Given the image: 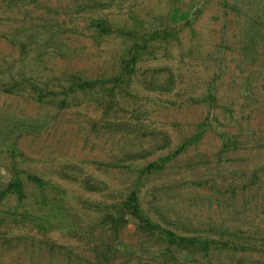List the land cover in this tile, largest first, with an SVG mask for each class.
Returning <instances> with one entry per match:
<instances>
[{
  "label": "rangeland",
  "instance_id": "rangeland-1",
  "mask_svg": "<svg viewBox=\"0 0 264 264\" xmlns=\"http://www.w3.org/2000/svg\"><path fill=\"white\" fill-rule=\"evenodd\" d=\"M164 24L122 75L123 31ZM138 179L151 222L225 246L101 222ZM0 264H264V0H0Z\"/></svg>",
  "mask_w": 264,
  "mask_h": 264
},
{
  "label": "trees",
  "instance_id": "trees-1",
  "mask_svg": "<svg viewBox=\"0 0 264 264\" xmlns=\"http://www.w3.org/2000/svg\"><path fill=\"white\" fill-rule=\"evenodd\" d=\"M95 24L100 30H108L106 21L95 20ZM174 25L156 27L147 31L132 27L129 30L123 31V35L130 39V42L126 48V55L121 60V74L129 77L132 72L134 63L140 58V56L153 49H165L167 44L175 38L176 32L174 31ZM98 83L97 80H84L77 78L76 81L71 83V86L76 88H91ZM7 92H11V87L4 89ZM195 138V137H193ZM190 139L188 142H190ZM187 142V143H188ZM160 165L151 163L148 165V169L157 168ZM19 181H14L10 186H19ZM140 179L135 181L130 187L126 196L113 203L104 210L101 217V222L109 223L111 227L115 229L116 226L122 225L126 222L125 215H129L136 219L144 229H157L170 245H174L176 248H195L206 252L210 248L219 246H225L221 242H217L214 239H210L204 235H193V236H182L177 235L173 231L158 227L156 224L151 222L147 217L142 214L138 201V189L140 187Z\"/></svg>",
  "mask_w": 264,
  "mask_h": 264
}]
</instances>
